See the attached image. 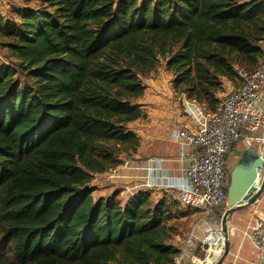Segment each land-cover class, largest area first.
Masks as SVG:
<instances>
[{
  "label": "trees",
  "instance_id": "16d2710c",
  "mask_svg": "<svg viewBox=\"0 0 264 264\" xmlns=\"http://www.w3.org/2000/svg\"><path fill=\"white\" fill-rule=\"evenodd\" d=\"M24 2L15 21L0 11L15 59L0 66V264H175L168 196L95 199L91 183L139 148L129 124L161 62L176 94L218 111L223 80L264 57V0Z\"/></svg>",
  "mask_w": 264,
  "mask_h": 264
},
{
  "label": "built area",
  "instance_id": "2783aa9c",
  "mask_svg": "<svg viewBox=\"0 0 264 264\" xmlns=\"http://www.w3.org/2000/svg\"><path fill=\"white\" fill-rule=\"evenodd\" d=\"M240 85L222 96L217 112L207 113L198 102L182 97L183 111L189 124L174 126L167 140L177 147L172 158L149 157L143 165L125 159L121 165L106 172V180L128 194L140 190L153 191L166 196L174 195L185 208L201 211L206 217L205 228L198 232L192 226L184 241L185 250L200 248L204 258L211 255L212 236L220 229L216 211L227 198L228 173L226 158L241 138L249 140L264 157V57L252 72L237 71ZM175 162L176 168L165 167ZM140 170L133 183L127 171ZM264 172V167L260 168ZM256 252L251 264H264V218L257 220L249 232ZM208 244V250L203 245Z\"/></svg>",
  "mask_w": 264,
  "mask_h": 264
},
{
  "label": "crops",
  "instance_id": "0c3cea01",
  "mask_svg": "<svg viewBox=\"0 0 264 264\" xmlns=\"http://www.w3.org/2000/svg\"><path fill=\"white\" fill-rule=\"evenodd\" d=\"M138 102L140 104H144L143 99H139ZM143 108L147 112V118L137 120L129 124L130 128L133 129L139 136L140 146L137 149L136 153L131 155L128 159H131L132 162L137 165H143L144 162L151 156H161L165 158L175 157L177 154V147L167 140L168 133L172 128L171 125L175 123L173 122V116L171 115L170 110H167L164 105H160L159 108H156L153 111L151 110L152 108L147 104H144ZM187 124H189V122ZM187 124H182L181 126ZM241 140H245V142L242 143L243 154V152L247 150V147L249 149L253 145L247 139L241 138ZM165 167L175 169L176 163L166 162ZM127 174L131 178L126 183L130 184L135 181V176L142 174V171H127ZM91 185L96 188L93 193V197L95 199L100 197L106 198L110 196L116 189H119L121 191L119 199H121L122 201H125L129 196L132 195L121 190L122 188H124V185L118 188L117 185H113L112 183L108 182L106 180V173L95 175V178L93 179ZM161 195L162 194L157 192L153 193L154 197H159ZM194 212L196 215V220L191 226L197 225L195 229L201 233V231H203L206 227L204 220L206 217L201 211L194 210ZM263 218L264 193L255 204L237 210L228 217L230 250L227 256L224 258L222 264H251L250 262L256 258V252L252 247L250 239H246L244 237V233L250 230L249 228L252 227L257 220H262ZM186 237L181 240L180 243L177 242V240L172 241L173 246L179 248L182 251V254L176 260V264H192L191 255L193 252L196 256L202 259L204 258V253L200 248H193L191 249V251L185 250L184 241ZM219 249L220 243H215L210 249V254L220 253L221 251Z\"/></svg>",
  "mask_w": 264,
  "mask_h": 264
},
{
  "label": "rangeland",
  "instance_id": "374dc122",
  "mask_svg": "<svg viewBox=\"0 0 264 264\" xmlns=\"http://www.w3.org/2000/svg\"><path fill=\"white\" fill-rule=\"evenodd\" d=\"M34 4L35 2L33 1L29 5L31 7ZM23 8H25L24 0H0V11L9 20L15 21L14 11ZM262 45L264 47V43H262ZM1 65L14 66L15 59L10 56L9 51L6 48H2L0 46V66ZM241 70L243 72L248 73V71L244 69ZM142 82L144 83L146 88L143 96L140 97L139 99L140 100L143 99L144 104L149 105L152 108L151 109L152 111L156 108H159L160 105H164L167 110H170L171 115L173 116V122H175L171 125V127L176 125L181 126L182 124H187L189 122V119L185 116V113L183 111V104H182L183 95H179L174 92L172 88L173 77L165 70V65L163 62H161L156 69H154L153 71L147 73L144 77H142ZM239 85H240V79L235 81H228L224 79L223 91L219 94V99H221V97L230 90L237 88ZM203 108L205 109V107ZM205 111H208V109H205ZM239 140L232 147L226 158L228 183L230 179V173L233 167L238 163L242 154V149H243L242 143L245 142V140H241V139ZM159 198H161V196L154 197V199L156 200ZM166 198L168 201L173 202L172 210L175 213V218L171 222L175 232V236L173 240H177V242L180 243V241L186 237L188 231L192 227L191 225H193L194 221L196 220V215L194 209L183 207L176 196L169 195ZM228 205H229V198L227 194L226 202L221 208L222 213L228 207Z\"/></svg>",
  "mask_w": 264,
  "mask_h": 264
},
{
  "label": "water",
  "instance_id": "95a60500",
  "mask_svg": "<svg viewBox=\"0 0 264 264\" xmlns=\"http://www.w3.org/2000/svg\"><path fill=\"white\" fill-rule=\"evenodd\" d=\"M264 157H261L255 150L249 148L243 152L238 163L230 173L227 187L229 205L223 211L220 219V228L224 238V246L221 253L211 254L204 264H222L230 250V238L228 228V217L235 211L255 204L264 193ZM208 244L202 249L208 250ZM205 254V253H204ZM202 258L191 255L192 264H200Z\"/></svg>",
  "mask_w": 264,
  "mask_h": 264
},
{
  "label": "bare ground",
  "instance_id": "6f19581e",
  "mask_svg": "<svg viewBox=\"0 0 264 264\" xmlns=\"http://www.w3.org/2000/svg\"><path fill=\"white\" fill-rule=\"evenodd\" d=\"M252 227H250L249 229H251ZM249 232H250V230H248V231H246L245 233H244V237L246 238V239H249ZM212 238H213V240H212V243H211V246H210V249H211V247L215 244V243H220V251L222 252V250H223V246H224V238H223V234H222V232H221V228L216 232V233H214L213 234V236H212ZM215 241V242H214ZM214 242V243H213ZM209 249V250H210ZM220 252V253H221Z\"/></svg>",
  "mask_w": 264,
  "mask_h": 264
}]
</instances>
